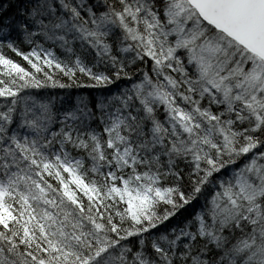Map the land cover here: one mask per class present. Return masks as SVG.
<instances>
[{
    "label": "snow or ice",
    "instance_id": "snow-or-ice-1",
    "mask_svg": "<svg viewBox=\"0 0 264 264\" xmlns=\"http://www.w3.org/2000/svg\"><path fill=\"white\" fill-rule=\"evenodd\" d=\"M0 264H264V0H0Z\"/></svg>",
    "mask_w": 264,
    "mask_h": 264
}]
</instances>
